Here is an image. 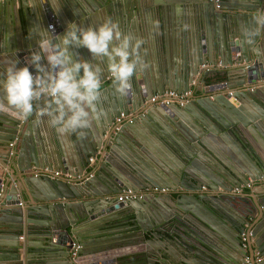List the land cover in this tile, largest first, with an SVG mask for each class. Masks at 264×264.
Here are the masks:
<instances>
[{
    "label": "water",
    "instance_id": "water-1",
    "mask_svg": "<svg viewBox=\"0 0 264 264\" xmlns=\"http://www.w3.org/2000/svg\"><path fill=\"white\" fill-rule=\"evenodd\" d=\"M259 12L264 0H220L219 6L210 0L0 3V98L9 63L18 59L17 67L25 66L30 52L38 51V34L49 26L63 35L70 23L98 27L111 18L144 41L139 55L148 64L133 76L127 96L116 93L112 77L105 81L110 73L102 65L100 106L107 115L83 135H60L46 120L37 125L34 117L22 120L11 108L0 110V233L6 238L0 240V264H75L74 241L82 245L79 264H131L127 249L136 245H142L132 256L136 264H238L219 243L237 242L242 249L245 230L252 236L243 256L256 264L257 248L264 257V228L253 240L264 220V191L260 199L252 193L264 179V31L246 34ZM176 33L179 55L172 43ZM79 52L91 59L87 49ZM217 60L223 79L205 84L199 66ZM30 71L35 74L34 67ZM190 86L194 92L183 106L146 102L156 92ZM259 95L261 107L248 111L244 99ZM144 109L132 123L114 122L120 112ZM45 167L80 177L40 174ZM250 181L249 192L232 191ZM151 185L171 190L116 201L126 187ZM162 240L164 248L154 244Z\"/></svg>",
    "mask_w": 264,
    "mask_h": 264
},
{
    "label": "clouds",
    "instance_id": "clouds-1",
    "mask_svg": "<svg viewBox=\"0 0 264 264\" xmlns=\"http://www.w3.org/2000/svg\"><path fill=\"white\" fill-rule=\"evenodd\" d=\"M253 23L246 33L250 38L264 31V12L256 14ZM49 27L51 31L42 29L38 34V51L30 52L25 66L17 67L18 59L9 63L0 110L11 108L22 120L34 117L37 125L46 120L60 135H83V130L107 115L100 106L102 65L111 74L116 93L127 96L133 76L148 67L139 55L144 41L123 32L111 18L98 27L70 23L63 35ZM47 33H55V37ZM81 48L89 51L90 60L80 58Z\"/></svg>",
    "mask_w": 264,
    "mask_h": 264
},
{
    "label": "built area",
    "instance_id": "built-area-1",
    "mask_svg": "<svg viewBox=\"0 0 264 264\" xmlns=\"http://www.w3.org/2000/svg\"><path fill=\"white\" fill-rule=\"evenodd\" d=\"M7 0H0V3H3ZM215 2L216 6H219L220 0H210ZM200 71L199 73L204 74L206 77L207 75H210L213 73L216 69H220L222 67V64L220 61H216L215 63H202L200 66ZM203 76V75H202ZM111 74H109L105 81H108L110 79ZM197 76L194 77V79L191 82V85L195 84ZM104 81V82H105ZM194 90L193 87L190 86V88L186 90H176V89H165L162 92H156L152 96H150L147 99V103H153V104H172L175 103L179 106H183L185 103H187L193 94ZM232 94V92H229ZM146 114V109L140 110V111H128L126 113L120 112V114L115 117L114 122L117 124H123V123H132L136 121L137 119H140ZM95 160V156H90L88 161L89 165H91ZM50 173L52 177L56 178H64L66 180L73 179L74 177H80L79 175L74 176L73 172H70L68 170H61V169H49L47 167L43 168L40 171V174H48ZM252 182H247L245 184L237 185L232 188L233 192H241L243 187H251ZM202 189H205V186H202ZM170 187L168 186H163V187H157V186H146L142 189L136 190L132 187H126L121 190V192L116 196V201L117 202H127L129 200H141L145 197L146 194L150 193H156V192H168L170 191ZM252 236V231H243L240 233V244L241 248L244 250L247 248L248 243H249V237ZM82 245L74 241L72 242V251H71V256L74 260L75 264L78 263V251L81 249ZM243 262L242 264H251V256L248 253H245L243 256ZM252 257L254 258V262L256 264H261L263 260V256L259 250H254Z\"/></svg>",
    "mask_w": 264,
    "mask_h": 264
},
{
    "label": "crops",
    "instance_id": "crops-1",
    "mask_svg": "<svg viewBox=\"0 0 264 264\" xmlns=\"http://www.w3.org/2000/svg\"><path fill=\"white\" fill-rule=\"evenodd\" d=\"M172 43H173V46L176 48L175 49V53H176V55H179L180 54V46H181V40H180V37H179V34H174L173 36H172ZM142 54V61L144 62V56H145V54L144 53H141ZM217 61H219V60H217ZM218 76H220L219 74H217ZM206 83L207 84H209V83H211L213 80H209V79H211L212 77L210 76V75H207L206 77ZM223 79V78H222ZM251 99V100H250ZM249 99V101L247 100V99H244V105L246 106L245 108L248 110V111H253V112H256V109L255 108H259V107H261V105H262V102L261 101H263V100H261V99H263L262 98V96L261 95H259L258 96V99H256V101H254L253 100V98H250ZM242 104V103H241ZM255 106V107H254ZM235 150V149H234ZM234 150H232V152L234 151ZM122 152L123 153H127V154H132V151L130 150V151H128V152H126L125 151V148H123L122 147ZM235 155H237V158H238V160H242V157L240 156V155H238L236 152H235ZM227 156V155H226ZM228 157V156H227ZM228 160V159H227ZM229 161V163L231 164L232 162L230 161V160H228ZM136 163V165H138V166H140V164L141 163H139V162H135ZM142 165V164H141ZM146 165H149V166H151L150 164H146ZM259 182H258V184L257 185H254V189H253V191H252V193L253 192H255V194H256V196H257V199H260L261 198V195H262V191H264V179H259L258 180ZM245 184V183H244ZM241 185V184H240ZM258 190V192H257V190ZM256 190V191H255ZM242 191H244V192H249V189H248V187H243V189H242ZM258 194V195H257ZM263 209H264V207H263ZM253 218H254V216H249L248 217V221L249 222H251V221H253ZM142 220V222H141V224L142 225H148V220L146 219V218H142L141 219ZM262 228H264V220H262V223H261V225H259V226H257V228L255 229V233H256V235L253 237V240L255 241L256 240V238H257V236H258V234L261 232V230L260 229H262ZM4 234H2V233H0V240H6V238H4L5 237V235L3 236ZM7 237V236H6ZM150 237V235L149 234H147L146 235V239H148ZM138 241L139 242H142L143 241V239L141 238V237H139L138 238ZM150 243H153V240H151L150 241ZM154 244H158V246H161L162 248H164L165 247V241L164 240H162L161 242H159V241H155L154 242ZM159 244H161V245H159ZM220 247L222 248V250H223V252L227 255V256H234V257H236L238 260H239V262H238V264L241 262L240 260H242V258H244L243 257V253H244V249L242 248V249H240L237 245H235V244H237V242L234 244V245H232V244H230V243H228L227 241H220ZM140 246H142V245H136L134 248H128L127 250H129V252H131V254H129L128 255V258H130V256H131V260H133L132 261V263L131 264H136L137 263V260H135L136 258L135 257H132V256H134L136 253H138L140 250H139V247ZM171 248H172V250L175 252V254H179L178 253V249H175V247L174 246H171ZM254 250H257V248H255ZM264 258V257H263ZM86 260V259H85ZM241 264V263H240Z\"/></svg>",
    "mask_w": 264,
    "mask_h": 264
},
{
    "label": "flooded vegetation",
    "instance_id": "flooded-vegetation-1",
    "mask_svg": "<svg viewBox=\"0 0 264 264\" xmlns=\"http://www.w3.org/2000/svg\"><path fill=\"white\" fill-rule=\"evenodd\" d=\"M210 76H211V77L218 76L217 73H216V70H215L213 73H211ZM215 78H216V79H215ZM215 78H214L213 81L221 80V79H217V77H215ZM213 81H212V82H213ZM205 84H207V83H205Z\"/></svg>",
    "mask_w": 264,
    "mask_h": 264
},
{
    "label": "trees",
    "instance_id": "trees-1",
    "mask_svg": "<svg viewBox=\"0 0 264 264\" xmlns=\"http://www.w3.org/2000/svg\"><path fill=\"white\" fill-rule=\"evenodd\" d=\"M215 77H217V79H222L223 78V76H214V77H212L211 79H209V80H213ZM216 79V78H215Z\"/></svg>",
    "mask_w": 264,
    "mask_h": 264
},
{
    "label": "bare ground",
    "instance_id": "bare-ground-1",
    "mask_svg": "<svg viewBox=\"0 0 264 264\" xmlns=\"http://www.w3.org/2000/svg\"><path fill=\"white\" fill-rule=\"evenodd\" d=\"M162 92V91H161Z\"/></svg>",
    "mask_w": 264,
    "mask_h": 264
}]
</instances>
